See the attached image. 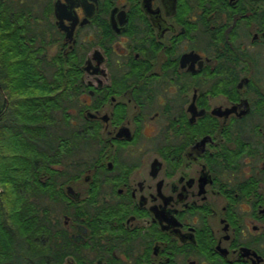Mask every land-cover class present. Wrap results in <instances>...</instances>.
I'll list each match as a JSON object with an SVG mask.
<instances>
[{
  "label": "flooded vegetation",
  "instance_id": "flooded-vegetation-1",
  "mask_svg": "<svg viewBox=\"0 0 264 264\" xmlns=\"http://www.w3.org/2000/svg\"><path fill=\"white\" fill-rule=\"evenodd\" d=\"M16 1L84 54L62 264H264V0Z\"/></svg>",
  "mask_w": 264,
  "mask_h": 264
},
{
  "label": "trees",
  "instance_id": "trees-1",
  "mask_svg": "<svg viewBox=\"0 0 264 264\" xmlns=\"http://www.w3.org/2000/svg\"><path fill=\"white\" fill-rule=\"evenodd\" d=\"M37 17L0 0V264H62L55 166L89 147L88 122L72 124L67 111L85 85L84 54L48 56Z\"/></svg>",
  "mask_w": 264,
  "mask_h": 264
},
{
  "label": "rangeland",
  "instance_id": "rangeland-1",
  "mask_svg": "<svg viewBox=\"0 0 264 264\" xmlns=\"http://www.w3.org/2000/svg\"><path fill=\"white\" fill-rule=\"evenodd\" d=\"M85 75L87 76L86 78L88 79L89 78V75L87 73H85Z\"/></svg>",
  "mask_w": 264,
  "mask_h": 264
},
{
  "label": "water",
  "instance_id": "water-1",
  "mask_svg": "<svg viewBox=\"0 0 264 264\" xmlns=\"http://www.w3.org/2000/svg\"><path fill=\"white\" fill-rule=\"evenodd\" d=\"M70 35V34H69ZM88 62H90V61H88ZM88 67V66H87Z\"/></svg>",
  "mask_w": 264,
  "mask_h": 264
}]
</instances>
